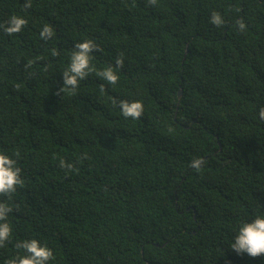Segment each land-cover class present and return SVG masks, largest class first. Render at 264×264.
<instances>
[{"label":"trees","instance_id":"1","mask_svg":"<svg viewBox=\"0 0 264 264\" xmlns=\"http://www.w3.org/2000/svg\"><path fill=\"white\" fill-rule=\"evenodd\" d=\"M25 3L0 0V25L27 20L0 28V152L24 180L0 197L13 209L0 264L30 239L52 249L49 264H264L231 248L264 216V0ZM84 40L100 48L95 70L57 94ZM109 66L115 85L96 74ZM122 100L141 102V118Z\"/></svg>","mask_w":264,"mask_h":264},{"label":"clouds","instance_id":"2","mask_svg":"<svg viewBox=\"0 0 264 264\" xmlns=\"http://www.w3.org/2000/svg\"><path fill=\"white\" fill-rule=\"evenodd\" d=\"M149 3L156 5L157 0H149ZM30 6V0H26L25 7ZM210 22L218 27L224 24L221 15L216 12L212 13ZM236 23L240 31L243 32L246 29L243 20H238ZM26 24L27 20L24 17L13 15L6 24L0 25V28H3L11 36L20 33ZM40 35L42 39L49 40L53 36V29L45 25ZM97 51H100V48L92 40H84L75 44L70 64L63 71V85L57 90V94H64L66 91L72 94L76 93L80 82L95 70L90 61L93 53ZM116 65L118 67L123 65L122 57L116 58ZM96 74L110 85L118 83L119 76L111 66L96 72ZM119 106L125 118L138 120L143 115V104L139 101L122 100L119 101ZM259 115L261 119H264V108L260 109ZM202 163L203 161L197 158L191 162V166L199 169ZM59 166L67 171L74 170V165L71 162H66L62 157ZM21 171V168L17 166L16 159L0 152V197H7L11 200L17 188L24 186ZM12 211L13 209L8 203L0 201V247H4L12 235V228L7 222L8 214ZM17 247L22 248L26 254L10 259L8 264H49V261L54 259L52 249L42 245L37 239L21 241ZM231 248L238 254L246 253L253 258L264 255V216H257L250 222L242 223L233 239Z\"/></svg>","mask_w":264,"mask_h":264},{"label":"water","instance_id":"3","mask_svg":"<svg viewBox=\"0 0 264 264\" xmlns=\"http://www.w3.org/2000/svg\"><path fill=\"white\" fill-rule=\"evenodd\" d=\"M182 97V89L179 90V98Z\"/></svg>","mask_w":264,"mask_h":264}]
</instances>
